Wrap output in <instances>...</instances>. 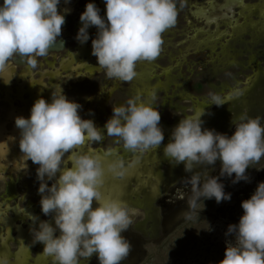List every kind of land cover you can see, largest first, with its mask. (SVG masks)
Segmentation results:
<instances>
[{"label":"clouds","instance_id":"clouds-1","mask_svg":"<svg viewBox=\"0 0 264 264\" xmlns=\"http://www.w3.org/2000/svg\"><path fill=\"white\" fill-rule=\"evenodd\" d=\"M104 17L99 8L87 0L79 14L75 40H89L87 28L95 26L90 54L105 77L131 81L138 61H152L161 49V34L175 24L176 0H103ZM181 7L183 0H180ZM60 0H2L0 2V69L12 58L36 67L35 57L48 54L58 42L64 16L69 11L57 5ZM239 87L224 95L208 93L204 105L217 107L241 95ZM150 99L129 97L125 104L111 107V115L102 127L90 118H81V105L66 97L62 89L52 90L46 101L38 96L29 115L15 116L17 143L25 160L37 165L36 179L39 206L44 216L51 214L52 223L39 220L30 227L32 242L43 245L42 253L54 264H78L96 255L98 264H119L128 254L130 244L121 235L132 224L127 206L116 199L102 197L100 185L106 172L123 175L124 164L117 156L102 160L81 146L100 142L104 134L133 153L156 149L163 141L160 115ZM90 99V98H86ZM91 114V110H89ZM204 108L179 119L171 129L170 139L162 154L172 164H183L189 173L182 181L189 185L186 204L195 208L205 199L216 203L230 200L220 177L235 184L247 182L246 169L264 155V125L259 117L241 114L231 135L202 128ZM113 152V149H106ZM67 156L62 159V157ZM219 161L218 175L194 172V165L213 166ZM50 181L46 183L45 181ZM96 207H92V201ZM242 213L236 223H229L225 236H234V243L224 247L223 257L216 264H264V181H258L246 199L240 201ZM203 208V207H202ZM201 208V209H202ZM31 220L35 217L29 216ZM58 230V234L56 233Z\"/></svg>","mask_w":264,"mask_h":264},{"label":"rangeland","instance_id":"rangeland-1","mask_svg":"<svg viewBox=\"0 0 264 264\" xmlns=\"http://www.w3.org/2000/svg\"><path fill=\"white\" fill-rule=\"evenodd\" d=\"M242 3V10L199 32L198 26L182 21L185 17L180 10L177 16L182 20L176 18L175 24L161 34L158 56L152 61H141L137 82L118 86L116 79L106 78L88 50L89 38L83 44L75 41L77 58L71 56L59 65L56 61H45L39 74L29 71L30 75L25 73L17 78L16 85L25 80L29 84L27 90L31 87L28 95L21 97L24 106L19 98L5 100L6 89L0 93V107L6 105L8 110L25 107L29 113L38 96L48 101L51 91L59 86L66 97L81 105L78 109L81 118H90L102 127L111 115L112 106L125 104L129 97L148 100V93L154 92L152 103L157 104L164 137L156 149L129 152L116 142L117 138L104 134L103 128L100 142L81 146L105 161L118 156L124 164L123 175L116 177L106 172L104 188H100L104 197L123 202L132 216V224L121 232L130 244L129 252L119 264H216L223 257L225 245L235 242L234 236L224 233L227 225L236 223L242 213L240 201L248 198L258 181H264L262 155L246 169L247 182L233 184L230 178L220 177L224 191L231 194L230 200L216 203L214 199H205L204 206L197 201L195 208H189L186 204L189 185L182 181L189 173L183 170L182 163L174 165L162 154L163 145L179 119L202 107V128L231 135L234 130L231 121H237L241 114L259 117L264 125V0ZM99 14L102 15L100 9ZM89 27L95 29V26ZM200 50L204 51L201 55L195 54ZM98 71L102 74H97ZM96 76L94 86H87L91 92L87 96L70 97L68 89L73 85H61L68 78L72 82L87 83ZM235 87L242 90L241 95L219 107L204 105L209 92L224 95ZM12 112L0 114V264H54L50 256L42 253L43 245L32 242L29 231L39 219L52 223L51 214L44 216L40 211L37 165L25 160L17 143L14 117L29 114ZM108 148L113 152H107ZM66 156L67 153L62 159ZM216 170H219L218 160L213 166L194 165L193 168L194 172L201 173L202 180L204 173L218 175ZM91 206L96 207L95 200ZM29 216L36 219L31 220ZM78 264H98V261L93 254L88 260L78 258Z\"/></svg>","mask_w":264,"mask_h":264},{"label":"flooded vegetation","instance_id":"flooded-vegetation-1","mask_svg":"<svg viewBox=\"0 0 264 264\" xmlns=\"http://www.w3.org/2000/svg\"><path fill=\"white\" fill-rule=\"evenodd\" d=\"M243 1L244 0H240V2L237 3L238 0H183V6L181 7L180 0H176V5L179 6V9H177V14H179L178 12H180V10H183L182 13L185 19L182 20V18H180L179 16H176V18H180L185 23H193L192 25H194L195 27L198 26L197 29L199 32L201 28H204L208 25L214 26V24L222 23L228 17L233 16L234 13H236V10H242ZM0 2H2V0H0ZM86 2L87 0H60V3L57 5L58 11L61 8H66L69 10L64 16V24L61 28L60 37H58V42L62 41L63 43L62 45H60V47L59 45H54L53 47L57 48H53L52 50H50L47 55L42 57H35V59L37 60L36 67L33 68L27 63L20 61L19 57H14L6 62V65L3 69H0V93L3 91V89H6L5 94L2 93L4 96H7L5 100L9 98H19L18 100L21 101V97H24L25 95L27 96L29 90H31V87H29L27 90V86H29V84L25 80L22 81L23 84H21L20 86L19 84L16 85L18 83L17 78H22V75H24L25 73L30 75L29 71H34L33 74H39L40 71H43L41 65L42 63L45 64V61H56V65H59L60 63L66 62L67 59H70L71 56H76L77 58L78 48L77 46H75L76 40L74 37L80 24L79 14L83 11ZM92 2L100 9L102 13L101 17H104L105 7L103 0H92ZM240 22H242L241 18ZM95 29H92L90 27L87 28L90 39L94 38L92 35L96 33V31H94ZM88 50H91V41L88 44ZM203 52L204 51L200 50L195 54L201 55ZM94 59L96 60L95 57ZM141 67V61H138L135 66V70L137 71H135L136 75L131 81L137 82V73ZM97 74H102V72L98 71ZM63 78H66V75H64ZM96 79H98V76L91 80L89 79L87 83H82L80 80L72 82L71 79L68 78L61 85L64 86L66 83H70V85H73L71 89H68L70 92V97H79L78 95L87 96L91 94L87 86H94ZM117 83L118 86H121L122 84L125 85V82L119 80H117ZM77 86H79V88H76ZM38 88L39 86L37 87V89ZM11 103L8 105H11ZM23 103L21 101L20 104L24 106ZM5 106L0 107V114H8L11 111H13L12 114H29L25 107L21 109L12 107L8 110ZM78 114H80V112ZM218 171L219 170H216L215 173H219Z\"/></svg>","mask_w":264,"mask_h":264},{"label":"snow or ice","instance_id":"snow-or-ice-1","mask_svg":"<svg viewBox=\"0 0 264 264\" xmlns=\"http://www.w3.org/2000/svg\"><path fill=\"white\" fill-rule=\"evenodd\" d=\"M239 2H240V0H238V2H237V3H239ZM100 158L102 159V157H100ZM102 160H103V159H102ZM100 188H101V189H103V188H104V183H102V184L100 185ZM101 196H102V197H104L102 192H101Z\"/></svg>","mask_w":264,"mask_h":264}]
</instances>
